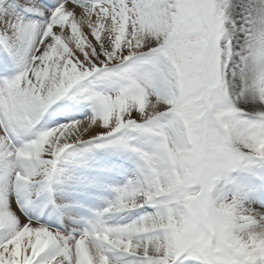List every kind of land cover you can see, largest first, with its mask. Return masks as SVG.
I'll return each mask as SVG.
<instances>
[{
	"label": "snow or ice",
	"instance_id": "6c2138e0",
	"mask_svg": "<svg viewBox=\"0 0 264 264\" xmlns=\"http://www.w3.org/2000/svg\"><path fill=\"white\" fill-rule=\"evenodd\" d=\"M0 264H264V0H0Z\"/></svg>",
	"mask_w": 264,
	"mask_h": 264
}]
</instances>
